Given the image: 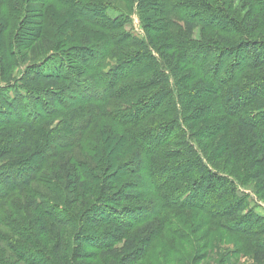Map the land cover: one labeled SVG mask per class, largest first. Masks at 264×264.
I'll use <instances>...</instances> for the list:
<instances>
[{
  "label": "trees",
  "instance_id": "16d2710c",
  "mask_svg": "<svg viewBox=\"0 0 264 264\" xmlns=\"http://www.w3.org/2000/svg\"><path fill=\"white\" fill-rule=\"evenodd\" d=\"M124 1L137 3L149 38L138 37L130 13L111 0H0L1 74L9 75L22 62L23 45L41 37L57 42L44 61L0 86V209L16 207L10 198L15 191L28 188L52 160L80 144L111 171L114 183H109L120 184L117 191L101 182L96 201L81 216L47 197L32 201L31 207L51 221L43 227L54 238L49 253L32 230L9 214L0 213V222L19 239L0 233L1 239L16 261L26 264H75L74 259L87 264L96 255L110 256L105 264H136L147 256L163 224L154 218L164 210L192 208L214 225L242 234L255 261L264 262V215L235 177L209 164L221 157L219 152L229 162L242 160L264 190V38L255 34L259 15L251 11L238 18L231 13L233 0ZM251 1L264 10V0ZM196 28L201 41L194 39ZM162 31L172 39L158 45L153 37ZM184 68L201 76L195 92L185 89ZM103 119L124 127L122 136L130 143L118 148L115 157H108L89 134ZM210 119L203 135V129L200 135L189 132V124ZM192 136L203 138L205 148L212 138L219 143L207 154ZM139 172L149 176V183L124 181ZM129 201L136 203L121 205ZM85 224L111 228L89 232ZM68 225L78 229L72 253L62 235ZM116 238L125 240L111 248ZM0 264H6L1 256Z\"/></svg>",
  "mask_w": 264,
  "mask_h": 264
},
{
  "label": "rangeland",
  "instance_id": "374dc122",
  "mask_svg": "<svg viewBox=\"0 0 264 264\" xmlns=\"http://www.w3.org/2000/svg\"><path fill=\"white\" fill-rule=\"evenodd\" d=\"M111 1L124 12L130 13L132 19L131 29H133L138 37L147 38L151 36L150 34L147 35V31H145L146 29L140 18L136 2L129 4L124 0ZM251 11H256L261 21L255 34L256 36L264 38L263 8L255 6L251 0H233L231 13L236 14L238 18L242 19L246 17ZM118 13L115 10L110 11L112 16H116ZM15 28H11V33L15 32ZM157 36L159 37L158 39ZM171 37L169 32L162 31L153 38L156 39L155 42L158 45H165L169 43V40L172 39ZM194 39L197 41L202 40L200 28L195 29ZM56 43V41L41 37L35 42L23 45L20 51L22 62L13 67L9 75L0 73V86H5L13 83L15 80H19L28 65L44 61L46 57L54 52ZM24 56L25 61L23 59ZM177 59L178 57L176 61ZM182 76H185V81L188 82L185 89L190 92H195L197 90L198 79L201 76L192 68H184L182 70ZM212 121L211 119L197 120L192 124H187L190 129L189 132L200 135L198 131L202 130L206 127L205 125ZM115 124L110 119L100 120L96 123L97 131L92 130V133H89L92 141L100 143L104 147L108 157H115L118 153V148L125 144V142L128 145L130 144L122 136L125 128L117 124L115 126ZM204 130L201 132L202 135ZM115 132L120 133V135L115 134ZM192 137L196 146L200 150H204L207 154L214 153L219 143L217 137L212 138L208 148H205L203 145L206 144V141L203 138ZM218 155L221 157L217 159L215 156L214 162H210L209 164L214 168H218L220 172L229 173L235 177L241 192L247 195L251 204L256 207L259 213L264 215V190L253 171H248L242 160L236 163L231 159L229 162L227 161V156H222V152H219ZM99 160L100 158L96 157V154L90 152L83 144L69 148L59 158L52 160L41 172V176L32 182L28 188H25L22 192L15 191L10 196L12 202L17 203L16 207L3 206L0 209V213L3 216L9 214V217H13L26 225L27 228L33 231L38 243L44 246L45 252L49 253L54 243V238L50 231L45 233L43 227L45 224L49 225L51 221L46 216L43 217L42 211L31 207L32 201L47 197L50 203H58L63 208L67 206L75 215L81 216L96 201V196L100 193L101 182L106 181V184L113 182L110 178L111 171H107L105 165L97 163ZM77 173H82V176H78ZM86 176L90 177V180H87V182L80 181L81 177ZM134 177L129 176L124 181H138L141 184L149 183V176L147 177L142 172H139ZM82 183H84V186L81 188L80 185ZM113 183H109L110 188L117 189V191L120 190V184ZM76 188H80L81 190L77 191ZM91 188L96 189V194L93 195V192L91 193ZM153 198L154 196H151V199ZM137 202L143 203L144 200L139 199ZM135 203L129 201L122 202L121 205H134ZM154 219H157V221L161 220L163 224L159 229L158 236L150 243L147 256L139 260L136 264H264V262L258 263L255 261L252 248L242 234L214 225L202 211L192 208L179 210L169 209L164 210L160 216ZM87 228L89 232L101 233V231L110 229L111 227L110 225L102 227H90L87 225ZM152 228L154 229V226ZM115 230L113 229L112 232ZM9 231L10 229L4 223L0 222V233L11 234L13 238L19 239L16 235L9 233ZM62 235L70 242L68 252L72 253L73 249L79 243L77 239V227L68 225L63 229ZM127 236H129V232L126 233ZM118 239H113L114 244L111 248L121 247L125 239ZM0 249L2 252L4 251L3 254L0 252V256L6 264H26L23 260L16 261L14 255L9 252L7 242L2 240L1 237ZM97 253L99 254V251ZM106 259L110 260L111 257L98 258L96 255L95 258H88L86 262L87 264H105ZM74 261L75 264H80L82 260L74 259ZM118 261H120V257L117 263Z\"/></svg>",
  "mask_w": 264,
  "mask_h": 264
}]
</instances>
